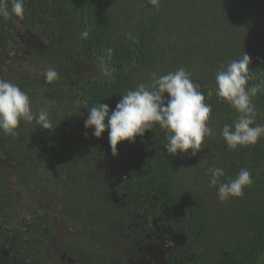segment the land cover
<instances>
[{
  "label": "trees",
  "instance_id": "1",
  "mask_svg": "<svg viewBox=\"0 0 264 264\" xmlns=\"http://www.w3.org/2000/svg\"><path fill=\"white\" fill-rule=\"evenodd\" d=\"M4 2L11 7V0ZM24 8L22 19L0 17V79L17 84L30 97L33 89L30 93L28 89L35 86L39 103L31 105L32 113L45 112L53 126L44 130L35 120L21 121L15 136L0 132V230L6 229L16 245L20 241L24 247L36 249L41 261L50 264L49 248H37L52 238L48 223L41 218L23 222L14 206H9L13 209L10 213L6 208L10 183L1 172L4 151L24 148V143L31 142L27 135L40 138L38 148L63 150L69 130L73 135L87 131V144L94 138L104 140L106 147L107 130L96 138L92 129L84 128L90 107L101 102L114 109L122 94L141 83L150 85L153 73L159 76L183 67L201 86L205 103L212 106L208 123L215 135L205 138L195 156L191 150L168 154L164 148L168 133L159 125L137 136L134 142L144 149V157L129 165L133 173L128 171L127 189L145 197L150 214L164 219V225L185 238L182 245L167 252L169 264H264V137L255 145L229 149L220 131L223 125L232 124L238 113L214 92L220 66L239 59L244 52L251 58L253 76L247 87L264 81V0H159L158 7L149 0H24ZM84 32L87 38H82ZM109 48L113 49L111 57ZM13 66L19 73L8 77L5 69ZM33 66L44 70L30 76ZM49 67L59 74L51 84L43 76ZM105 67L109 76L102 71ZM252 102L256 124H264V92L257 93ZM42 134L54 138L51 146ZM13 157L17 159L18 154ZM113 162L121 172L126 170L118 160ZM213 166L225 173L216 187L209 183L208 170ZM241 168L252 173L253 184L243 189V196L221 202L219 183L234 179ZM144 200L140 206H146ZM72 207L73 219L86 236L92 237L95 245L104 242L106 248L104 258L92 255L87 264H110L115 258L125 264L134 261V248L127 253L114 251V256L107 258V252H112L107 247L120 239L119 229L112 226L118 219L113 212L92 224L84 220L82 204ZM141 222L139 218L131 223V237H140ZM123 225L121 230H125ZM38 231L43 233L39 239L33 235ZM98 231L103 238L98 239ZM81 262L78 258L77 264Z\"/></svg>",
  "mask_w": 264,
  "mask_h": 264
},
{
  "label": "flooded vegetation",
  "instance_id": "2",
  "mask_svg": "<svg viewBox=\"0 0 264 264\" xmlns=\"http://www.w3.org/2000/svg\"><path fill=\"white\" fill-rule=\"evenodd\" d=\"M14 70V66L6 68L5 73L8 77L13 76ZM43 70L44 68L33 66L28 74L33 76ZM31 89V105L37 106V88H29V93ZM42 135L50 140L48 146H51L54 138L47 134ZM26 137L31 138V142L24 143V148L3 153L5 166H1V172L10 183V196L4 201L9 213L13 210L9 206H14V212L21 221L41 218L48 223L52 238L50 242L46 240L37 248L40 251L49 248L50 253H46H49L50 264H77L78 258L82 259V264H87L92 255L101 259L105 256L104 242L93 244V238L86 236L82 226L73 219L72 205L75 203L83 205L84 220L92 224L101 222L104 215L107 216V213L111 212L118 218L117 223L113 222L112 226L116 225L119 229L117 236L121 240H114L111 246L107 247L112 251L107 252V258L114 256V251L127 253L134 248L137 256L128 264H169L167 252L176 245H182L185 238L169 225H164V219L162 221L160 217L150 214L149 203L145 197L131 187L127 189L129 174L133 173L130 172L129 165L133 164L136 158L144 157V149L138 143L121 142L117 145L118 155L113 156L109 143L104 147V140L96 141L93 138L92 144H87L85 134L73 135L70 130L63 140V150L47 149L43 145L38 148L41 145L38 143L40 138H35V135ZM34 138L36 143H32ZM76 138L81 141L78 142ZM15 153L18 154L17 159L13 157ZM113 159L118 160L126 170H118ZM73 170L77 172H72ZM9 171H13V174L7 175ZM15 194H21L23 197L16 199ZM142 198L145 199V207L139 204ZM139 218L142 220L143 230L139 232L140 237L133 238L130 236V225ZM122 225L125 230H121ZM107 233L108 231L105 232L106 235ZM33 235L39 239L43 233L38 231ZM97 235L99 239L102 232ZM170 241L172 244L167 245ZM61 247H64V250H60ZM24 251L27 252L26 255H23ZM36 252V249L21 245L20 241L16 245L13 236L9 235L6 229L0 230V264H45ZM32 253L34 256L29 258ZM118 260L115 258L110 264H125Z\"/></svg>",
  "mask_w": 264,
  "mask_h": 264
},
{
  "label": "clouds",
  "instance_id": "3",
  "mask_svg": "<svg viewBox=\"0 0 264 264\" xmlns=\"http://www.w3.org/2000/svg\"><path fill=\"white\" fill-rule=\"evenodd\" d=\"M158 7L159 0H149ZM25 13L24 0H11V7L0 0V17L8 19L12 16L23 18ZM87 38L88 33L81 34ZM109 57L113 49H107ZM251 58L245 52L239 59L221 65L215 75V95L228 103L238 113L232 124L223 125L220 136L229 149L238 146L255 145L264 137V124H256V105L252 98L259 92H264V81L252 87H247L253 79L250 74ZM105 76L110 72L102 69ZM58 72L49 67L43 73L45 82L51 84L58 78ZM200 85L191 79V73L180 67L175 71L157 76L152 74L150 85L139 84L135 90L122 94L115 108L110 110L106 103H98L90 107L84 128L92 129V136L100 138L107 130L108 141L112 155H118L117 145L123 141L134 142L137 136H143L146 131L159 125L167 130L168 154L189 153L195 156L202 150L206 137L215 135L209 126L212 106L205 103V95L200 91ZM167 94V95H166ZM213 94L208 92V96ZM35 120L42 129L52 128V121L41 111L33 115L28 94L17 84L0 79V132L15 136L21 121ZM88 132L85 131V136ZM210 186L216 187L218 178L225 175L224 169L210 167ZM252 173L241 168L234 179L219 183L218 198L226 202L232 197L243 196V189L253 184Z\"/></svg>",
  "mask_w": 264,
  "mask_h": 264
},
{
  "label": "rangeland",
  "instance_id": "4",
  "mask_svg": "<svg viewBox=\"0 0 264 264\" xmlns=\"http://www.w3.org/2000/svg\"><path fill=\"white\" fill-rule=\"evenodd\" d=\"M33 71H31V73H32ZM12 73H14V75L15 74H18L19 73V69H17V68H15V70H14V72H12ZM23 197V195H21V194H15V198L16 199H20V198H22ZM62 229V228H61ZM58 239V238H57Z\"/></svg>",
  "mask_w": 264,
  "mask_h": 264
},
{
  "label": "water",
  "instance_id": "5",
  "mask_svg": "<svg viewBox=\"0 0 264 264\" xmlns=\"http://www.w3.org/2000/svg\"><path fill=\"white\" fill-rule=\"evenodd\" d=\"M178 236H180V235H178ZM172 244V241H170V244H167V245H171Z\"/></svg>",
  "mask_w": 264,
  "mask_h": 264
}]
</instances>
